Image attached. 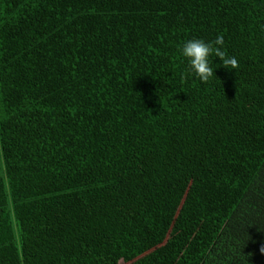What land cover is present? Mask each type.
I'll list each match as a JSON object with an SVG mask.
<instances>
[{"label": "trees", "instance_id": "16d2710c", "mask_svg": "<svg viewBox=\"0 0 264 264\" xmlns=\"http://www.w3.org/2000/svg\"><path fill=\"white\" fill-rule=\"evenodd\" d=\"M239 62L188 74L184 42ZM264 0H0V264H264Z\"/></svg>", "mask_w": 264, "mask_h": 264}, {"label": "clouds", "instance_id": "9594fccd", "mask_svg": "<svg viewBox=\"0 0 264 264\" xmlns=\"http://www.w3.org/2000/svg\"><path fill=\"white\" fill-rule=\"evenodd\" d=\"M181 55L188 61V68L182 79H186L188 74L194 75L201 83H207L215 78L214 70L210 66L209 58L215 56L226 69H236L239 62L234 56H229L224 49V37L218 35L215 40L205 42L202 39H192L183 43ZM260 253L264 255V247L260 248Z\"/></svg>", "mask_w": 264, "mask_h": 264}, {"label": "rangeland", "instance_id": "374dc122", "mask_svg": "<svg viewBox=\"0 0 264 264\" xmlns=\"http://www.w3.org/2000/svg\"><path fill=\"white\" fill-rule=\"evenodd\" d=\"M118 264H125V263L119 262Z\"/></svg>", "mask_w": 264, "mask_h": 264}]
</instances>
